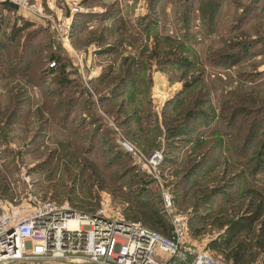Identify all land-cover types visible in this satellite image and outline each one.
<instances>
[{
    "label": "rangeland",
    "instance_id": "rangeland-1",
    "mask_svg": "<svg viewBox=\"0 0 264 264\" xmlns=\"http://www.w3.org/2000/svg\"><path fill=\"white\" fill-rule=\"evenodd\" d=\"M80 4L65 46L50 19L0 8V200L106 207L170 234V194L191 242L264 264V0ZM119 136L163 149L158 173Z\"/></svg>",
    "mask_w": 264,
    "mask_h": 264
},
{
    "label": "built area",
    "instance_id": "built-area-1",
    "mask_svg": "<svg viewBox=\"0 0 264 264\" xmlns=\"http://www.w3.org/2000/svg\"><path fill=\"white\" fill-rule=\"evenodd\" d=\"M19 9L48 18L65 46L71 43L75 12L82 11L80 0H68L70 15H46L39 0H0ZM82 9V10H81ZM81 60L80 53L75 54ZM56 61L51 62V67ZM80 72L86 81L84 67ZM119 144L132 153L139 166L157 174L165 160L163 149L142 153L132 141L119 136ZM18 205L0 200V264H236L220 262L209 250L201 249L188 238V220L174 212L173 200L164 196V210L170 217L171 231L165 234L140 221L112 214L106 207L84 211L53 201L30 204L21 212ZM256 264V263H244Z\"/></svg>",
    "mask_w": 264,
    "mask_h": 264
},
{
    "label": "trees",
    "instance_id": "trees-1",
    "mask_svg": "<svg viewBox=\"0 0 264 264\" xmlns=\"http://www.w3.org/2000/svg\"><path fill=\"white\" fill-rule=\"evenodd\" d=\"M1 7H3V8H9L10 10H16L15 8H13V7H11L10 5H6V4H2V5H0V8ZM84 15V18H88V17H92V16H95V15H85V14H83ZM83 15H81V18H82V16ZM63 60H66V57H63V59L62 60H60L59 61V59H57V60H55L56 61V64H58V62H62ZM70 81H69V83H71V84H74V86L76 87V89H77V92H80V96H81V98H91L90 96H88V94H87V92H86V88H85V85L83 84V81H82V77H81V75H78V77H76L75 79H69ZM67 86V85H66ZM85 95V96H84ZM104 98H107L105 95L104 96H102V100H104ZM108 99V98H107ZM68 104H69V107L71 108V100H68V102H67ZM95 116V115H94ZM98 116V115H97ZM96 117V116H95ZM153 225L154 226H160V225H158L156 222L155 223H153ZM152 228V227H151ZM218 246V245H217ZM217 246H213V248H215V247H217ZM240 261V257H239V255L237 256V263L236 264H240V263H238ZM42 264H47V263H42Z\"/></svg>",
    "mask_w": 264,
    "mask_h": 264
},
{
    "label": "water",
    "instance_id": "water-1",
    "mask_svg": "<svg viewBox=\"0 0 264 264\" xmlns=\"http://www.w3.org/2000/svg\"><path fill=\"white\" fill-rule=\"evenodd\" d=\"M6 4L10 5L11 7L15 8V9H19L18 5L10 2V1H6ZM68 15H70V11H68Z\"/></svg>",
    "mask_w": 264,
    "mask_h": 264
},
{
    "label": "crops",
    "instance_id": "crops-1",
    "mask_svg": "<svg viewBox=\"0 0 264 264\" xmlns=\"http://www.w3.org/2000/svg\"><path fill=\"white\" fill-rule=\"evenodd\" d=\"M50 2V1H49ZM53 2V1H52ZM52 2H50V3H52ZM72 57H73V55H71Z\"/></svg>",
    "mask_w": 264,
    "mask_h": 264
}]
</instances>
